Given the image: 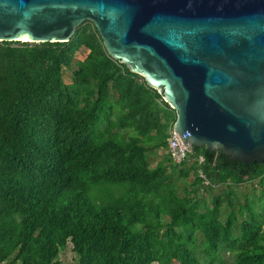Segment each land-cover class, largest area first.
I'll list each match as a JSON object with an SVG mask.
<instances>
[{"label": "trees", "instance_id": "1", "mask_svg": "<svg viewBox=\"0 0 264 264\" xmlns=\"http://www.w3.org/2000/svg\"><path fill=\"white\" fill-rule=\"evenodd\" d=\"M174 119L91 21L63 42L0 41V264H64L66 245L74 264H264V161L199 146L175 164ZM244 183L259 194L240 201Z\"/></svg>", "mask_w": 264, "mask_h": 264}, {"label": "water", "instance_id": "2", "mask_svg": "<svg viewBox=\"0 0 264 264\" xmlns=\"http://www.w3.org/2000/svg\"><path fill=\"white\" fill-rule=\"evenodd\" d=\"M84 20L174 111L182 149L264 161V0H0V41L63 42Z\"/></svg>", "mask_w": 264, "mask_h": 264}, {"label": "rangeland", "instance_id": "3", "mask_svg": "<svg viewBox=\"0 0 264 264\" xmlns=\"http://www.w3.org/2000/svg\"><path fill=\"white\" fill-rule=\"evenodd\" d=\"M83 55H84V51L77 53L76 57L81 59ZM63 80L64 82H68L66 72L63 73ZM160 152H164V150H160ZM192 179H193V175L191 173L186 178H178V179L174 178L177 192L181 194L183 192L184 186L186 187L189 186V189H191L192 187L190 183ZM105 188L106 185H94L88 191L87 197L96 204L102 202V200L107 195V193H105ZM218 189H219L218 187H215L213 190L214 192H216ZM237 192H238V199L241 201L244 194H247L249 197L259 194V188L255 187L254 190H252L249 183H244L237 188ZM204 197L206 200L209 199V196L206 193L204 194ZM222 256L225 261L230 260V257L227 255V253H224ZM58 259L62 261L64 264H74L75 254L70 250L69 245H66L62 250L59 251Z\"/></svg>", "mask_w": 264, "mask_h": 264}, {"label": "built area", "instance_id": "4", "mask_svg": "<svg viewBox=\"0 0 264 264\" xmlns=\"http://www.w3.org/2000/svg\"><path fill=\"white\" fill-rule=\"evenodd\" d=\"M166 151L167 154L171 160V162L178 164L186 159L187 151L181 148V145L177 139V137L172 133V130L170 128L168 132V136L166 138ZM197 164L202 162V157L198 155L196 157ZM198 176L202 179V184L206 185L207 181L205 180L203 174L199 169L196 170Z\"/></svg>", "mask_w": 264, "mask_h": 264}, {"label": "bare ground", "instance_id": "5", "mask_svg": "<svg viewBox=\"0 0 264 264\" xmlns=\"http://www.w3.org/2000/svg\"><path fill=\"white\" fill-rule=\"evenodd\" d=\"M21 39H23V37H21Z\"/></svg>", "mask_w": 264, "mask_h": 264}]
</instances>
